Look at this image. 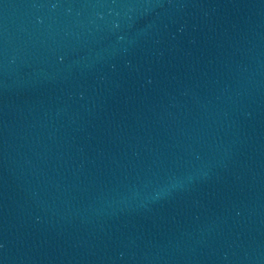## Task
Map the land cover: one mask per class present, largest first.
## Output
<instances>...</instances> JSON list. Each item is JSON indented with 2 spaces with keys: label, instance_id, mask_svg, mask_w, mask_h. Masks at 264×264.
I'll return each mask as SVG.
<instances>
[{
  "label": "water",
  "instance_id": "95a60500",
  "mask_svg": "<svg viewBox=\"0 0 264 264\" xmlns=\"http://www.w3.org/2000/svg\"><path fill=\"white\" fill-rule=\"evenodd\" d=\"M0 264H264V0H0Z\"/></svg>",
  "mask_w": 264,
  "mask_h": 264
}]
</instances>
